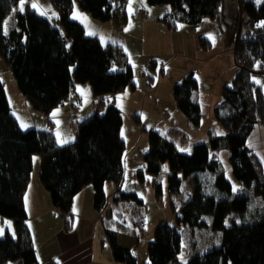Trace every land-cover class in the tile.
Here are the masks:
<instances>
[{"label": "trees", "instance_id": "1", "mask_svg": "<svg viewBox=\"0 0 264 264\" xmlns=\"http://www.w3.org/2000/svg\"><path fill=\"white\" fill-rule=\"evenodd\" d=\"M53 1L59 11L58 25L30 4L20 12V0H0V55L13 71L24 98L46 117L73 97L78 100L75 107H79L81 97L77 89L87 83L92 86L97 109L78 123L74 141L60 144L53 131L20 127L0 78V215L13 219L16 231L15 235L0 234V264L16 259L24 260L25 264L38 263L25 206L36 155H40V181L61 212L67 231L75 223L74 198L89 185L95 190L97 210L108 204L107 182L117 187L116 201L144 204L136 191L125 189L124 116L112 99L128 88L137 87L128 54L119 45L104 46L98 37L88 35L85 25L72 18L74 0ZM76 1L83 11L103 22L114 19L115 2L121 5L128 2ZM238 1L247 14L236 25L234 57L238 70L232 85L223 87L221 100L215 106L216 119L226 133L210 131L207 142L197 143L190 152H185L163 144L160 133L152 131L143 164L133 174L138 183L152 184L157 196L162 194V186L156 180L166 162L170 166L171 192H180L184 181L200 171L216 174L215 186L221 197L209 194L197 181L195 193L183 205L177 221L179 226L198 227L206 222V216H211L214 229L222 231V240L193 255L187 264H264V204L258 206L256 200L259 196L264 203V160L248 145L256 126H264V89L254 80L264 78V1ZM147 2L153 6L169 5L162 21L170 30H177L181 23L195 29L206 17L219 20L225 0ZM14 12L16 26L6 32L5 24ZM201 43L206 49L213 45L206 37L201 38ZM117 64L122 69H115ZM148 71L150 84L156 75L165 73L157 60L149 63ZM199 91L200 83L194 72H189L173 90L178 109L194 127L201 125L204 116ZM222 149L229 150L233 175L253 187L252 194L233 201V184L217 157ZM232 202V210L241 220L228 227L225 221ZM106 237L117 262L139 264L131 248L123 246L115 234L106 231ZM182 241L183 233L177 225L159 224L155 239L148 244L150 261L146 264L176 261Z\"/></svg>", "mask_w": 264, "mask_h": 264}, {"label": "rangeland", "instance_id": "2", "mask_svg": "<svg viewBox=\"0 0 264 264\" xmlns=\"http://www.w3.org/2000/svg\"><path fill=\"white\" fill-rule=\"evenodd\" d=\"M129 1L132 5L127 9V14L130 16L127 31L116 22L115 18L106 22L94 18L90 13L83 11L76 0H74L72 12V18L85 25L88 35L99 37L104 46L119 45L124 49L126 45L130 53L127 52L128 59L130 64L133 63L131 65L135 71L134 79L138 88L136 90L128 89V95L122 97L119 104L123 109L124 116L122 137L126 141L124 161L127 185L130 184L131 174L136 171L134 169L143 164V153L150 147L149 138L152 131L160 133L163 144L174 145L178 150L185 152H190L197 143L207 142L210 131L215 134L226 133V130L216 119L215 106L221 100L223 87L232 85L233 78L237 73L238 67L234 57L236 25L238 19L245 20L247 18V14L241 9L238 0H225L224 11L219 20L206 17L195 29L188 23H181L177 30H170L161 21L154 23L153 29H151L141 3L146 2L147 6L153 5H150L147 0ZM254 1L260 3L264 0ZM28 4L31 7L36 5L35 8H32L36 9L40 15L48 17L57 25L59 24V11L53 0H25L24 10ZM115 5L116 10L120 8L122 10L127 4L121 5L115 2ZM157 6L163 5L155 7ZM165 6L170 8L169 5ZM10 24V21L6 22L5 31L10 30ZM202 37L210 39L212 47L204 48L201 43ZM127 50L124 49L125 52ZM143 54L153 55L158 61L159 67L165 69L160 89L157 93H151L149 96L147 92L153 91L156 84H150L149 77L144 74ZM115 69L122 68L117 64ZM189 72H194L200 83L198 97L202 101L204 116L199 127L189 124L187 117L179 109H177L178 113H173V106L176 109L177 104L171 89L167 87V84L173 82L174 90L175 84L180 83ZM160 77L161 75H158V78ZM0 78L5 85L12 112L16 115L20 127L23 130H28L32 125H37L39 130L46 129L48 127L46 119L50 116L46 117L32 108L27 100H23L24 96L18 87L13 71L4 62L1 55ZM254 80L264 89V78L255 77ZM86 86L87 89L80 92L82 98L77 110L80 118L88 109L90 111L93 108L88 112V115L97 109L92 86L89 83ZM156 98L159 100L158 103ZM72 101L76 103L78 100L73 97ZM167 110L172 112L168 113ZM31 112L37 115H32ZM138 119L140 122H137ZM49 125L55 129L60 144L70 143L77 137V123L71 124L68 120L61 118L57 124L49 123ZM248 145L253 147L264 160L263 125L256 126L248 139ZM229 156L228 149H222L217 153V157L223 164L224 172L233 184L231 197L234 201L238 196L252 194L253 187H248L233 175ZM39 170L40 155H36L32 184L36 179L40 180ZM169 172L170 166L166 162L159 177V183L162 186L160 196H157L152 184H143L137 192L140 199L144 200V204L122 202L121 204L126 203L127 205L119 206L115 202L114 195H110L109 202L103 209V221L107 228L117 230L118 223L114 222L117 220L121 223V229L125 233L129 232L128 228H135L140 234L138 242L133 240L137 243L133 252L138 258L139 264L150 261L148 244L155 239L157 226L164 222L172 226L177 225L179 231L183 233L182 251L177 260L170 264H187L193 255L210 249L213 245L221 243L222 240V231L214 229L211 216H206L204 218L206 224L198 227L179 226L177 221L178 216L183 212V205L195 193L197 177L206 192L216 195L218 198L221 197L215 186L216 174L211 171H200L193 179L189 178L184 181L180 192H171L168 183ZM151 179L149 176L148 180ZM159 200L163 205H159ZM257 204L258 206L264 204L261 197ZM232 205L233 202L230 204L231 211L225 221V226L228 227L241 220L238 214L232 210ZM111 213L115 215V220ZM0 218L14 223L13 219L9 217L0 215ZM115 224L116 226H114ZM123 231L120 232L123 233ZM122 241L129 243L128 238H123Z\"/></svg>", "mask_w": 264, "mask_h": 264}, {"label": "crops", "instance_id": "3", "mask_svg": "<svg viewBox=\"0 0 264 264\" xmlns=\"http://www.w3.org/2000/svg\"><path fill=\"white\" fill-rule=\"evenodd\" d=\"M130 4L132 5L131 1L128 0L127 5L124 6V9L121 10L120 8L119 10H117L116 15L114 17L116 22L119 23L123 29H126L129 25L130 16L127 14V9L129 8ZM141 4L143 10H145L144 12H146L145 13L146 18L149 19L148 21L150 23L148 25L149 27H151V29H153L152 28L153 24L160 23L162 21V17H164L170 10V8L165 5L160 7L158 6L155 7V6H147L146 2H142ZM142 14L144 15V13ZM152 15H154L155 17H151ZM8 21L11 22L10 29L16 26L15 16L11 15ZM127 48L128 47H126L125 45L124 49L127 50ZM127 52L129 53L128 50L126 51V53ZM142 57H143L142 62L144 64L143 68L145 69L144 74L148 76L149 63L152 60H156V58L150 54H143ZM158 75H156L154 81H151V84L152 85L156 84V87L154 88L153 91L147 92L148 96L151 95V93H157L158 90L160 89V85L164 80V75H161L160 78H158ZM134 78H135V71H134ZM173 85H174L173 82L167 84V87L171 89L172 94H173ZM86 87H87L86 84L78 86L77 92L78 95L81 96V98L82 95L80 92L83 91L84 89H87ZM137 88L138 85L136 89ZM128 89L122 93H119L115 98H112L114 100V103L117 105V107L121 109L122 113H123V109L119 104H120V100H122V97H126L125 95H128L129 93ZM23 100L26 99L23 98ZM158 101H159L158 98H156L157 103ZM24 103L26 104V102ZM74 104H75L74 101L71 100L65 103L64 105H61L58 108H56L51 113L50 119L49 118H47L49 120L46 119L48 127L42 130L53 131L57 136L55 129L53 127H50L49 123L57 124L58 120L62 118L68 120L69 123L71 124L72 123L78 124L82 119L89 116L88 112H90L93 109L92 108L90 111L88 109V111H86L84 115L80 118L79 114H77L78 113L77 110L79 109V107H75ZM174 109L175 106H173V113L174 112L175 114L178 113L177 110L178 107L175 110ZM167 111L168 113L172 112L169 110ZM31 114L37 115L34 114V112H31ZM187 121L189 124H191L189 120ZM31 128L39 129L37 125H32ZM134 170H136V168ZM133 174L134 172L131 174L130 184L127 185L125 183V189L126 191L137 192L143 184L138 183L134 179ZM159 177L156 180L157 182H159ZM198 180H200L199 177H197V181ZM105 191L108 198L110 195L111 196L114 195V199H115L117 195V187L115 183L107 182L105 184ZM94 196H95V190L94 187L91 185L87 186L85 189H83L75 196L72 207V211L75 215V223L72 229L67 231L65 230L64 218L61 212L54 206L50 193L44 188L40 180L36 179L33 184L30 183L25 195V206L28 213V225L32 231L34 247L36 249V253L38 257V263L35 264H126L125 262H117L114 259L111 248L107 242L106 231L115 234L118 237L120 243L125 247L131 248L132 252L137 244L135 241L138 242L140 240V236H139L140 234L135 228H128L129 232L125 233L121 229V223L115 220L114 218L115 215L112 213H111L112 217L115 220L114 222L118 223L117 230L123 231V233L117 230H111L107 228L106 225H104V221H103V210L101 211L97 210L94 206ZM256 200L259 203L260 197L258 196ZM159 201H160L159 205L160 206L163 205V203H161V200ZM115 202L119 206L127 205L126 204L127 202L121 204L122 202H118L116 201V199ZM262 205L263 204H260V206ZM117 215H119V213H117ZM114 226H116V224ZM7 233L15 235L16 234L15 225L10 220H6L5 218H0V234L5 235ZM123 238L124 239L128 238L129 243L128 242L124 243L122 241ZM147 262H145L144 264H146ZM8 264H25V262L22 259H16L10 261Z\"/></svg>", "mask_w": 264, "mask_h": 264}, {"label": "snow or ice", "instance_id": "4", "mask_svg": "<svg viewBox=\"0 0 264 264\" xmlns=\"http://www.w3.org/2000/svg\"><path fill=\"white\" fill-rule=\"evenodd\" d=\"M24 4H25V0H20V7H19V11L23 12L24 11ZM32 7H36V5H32ZM129 7L131 8V4L129 5ZM127 31V29H125Z\"/></svg>", "mask_w": 264, "mask_h": 264}, {"label": "built area", "instance_id": "5", "mask_svg": "<svg viewBox=\"0 0 264 264\" xmlns=\"http://www.w3.org/2000/svg\"><path fill=\"white\" fill-rule=\"evenodd\" d=\"M15 15H16V13L14 12V13H13V16H15Z\"/></svg>", "mask_w": 264, "mask_h": 264}]
</instances>
